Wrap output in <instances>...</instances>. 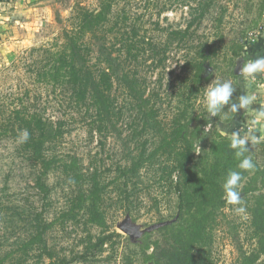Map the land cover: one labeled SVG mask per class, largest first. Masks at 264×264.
<instances>
[{"label": "rangeland", "instance_id": "374dc122", "mask_svg": "<svg viewBox=\"0 0 264 264\" xmlns=\"http://www.w3.org/2000/svg\"><path fill=\"white\" fill-rule=\"evenodd\" d=\"M201 1L208 0L118 1L112 15L125 13L127 23L129 26L134 23L137 40L143 44L142 50L136 51V59L117 53L112 56L117 75L120 78L126 75L128 79L126 85L114 78V115L104 132L105 137L98 133L88 135L93 121L91 113L73 108L64 89L39 86L33 77L34 62L45 58V49L55 51L61 42L62 30L71 27L72 6L78 2L95 10L97 0H33L25 1L22 8L14 6L13 0L1 1L0 107L12 108L24 99L51 120L65 121L68 133L58 142L57 156L64 163L74 162L75 166L73 172L64 171V166L49 172L46 183L50 193L45 200L35 186L39 166L22 151L18 137L0 134V201L27 204L29 210L42 212L50 224L46 235L49 246L56 256L65 258L67 264H153L149 258L153 243L162 240L163 232L145 233L135 244L117 225L126 215L142 229L177 219L178 202L173 184L176 176L167 175L173 147L164 146L177 127L174 120L187 108L188 113L181 123L189 124L187 135L194 139L196 160L208 151L216 135L232 126L231 113L223 122L221 116L209 121L205 97L209 84L230 80L236 88L231 98L233 102L241 95L255 94L257 101L252 109L259 111L264 105V74H257L255 81L239 75L240 82L232 75L240 58L244 59L242 68L252 55L263 50L264 0H212L205 15L194 23L192 37L173 35L184 31L193 18L198 19L203 7H198ZM202 46L208 58L204 59L199 83L193 77L194 70L187 71L185 66L193 59L202 60L197 56ZM210 46L215 54H208L206 47ZM162 50L165 53L162 54ZM161 57L164 60L159 63ZM91 59L90 63L98 62L96 54ZM131 80L136 82L137 99L127 88ZM198 88L200 93H194ZM228 107L225 106V112ZM241 111L240 125L251 126L255 113ZM209 122L213 127L204 132ZM259 129L257 125V133H254L264 136V130L260 134ZM144 145L147 155L157 150L158 157L143 162L139 173L125 186L121 169L131 165ZM198 146L201 150L197 153ZM250 155L255 165L260 169L264 167V140L252 145ZM95 170L100 173L99 207L107 226L105 234L119 236H113L102 253L90 254L87 260L79 261L76 257L84 252L89 234L94 240L102 232L88 222L86 215L87 196L91 191L89 173ZM247 181L248 178L244 179L240 186L243 200L240 206L246 212L236 213L237 206L228 205L216 215L212 230L214 264H240L242 257L255 248L256 238L249 215L253 196L242 194ZM145 244H149L150 249L145 250ZM28 263H38L37 257Z\"/></svg>", "mask_w": 264, "mask_h": 264}, {"label": "trees", "instance_id": "16d2710c", "mask_svg": "<svg viewBox=\"0 0 264 264\" xmlns=\"http://www.w3.org/2000/svg\"><path fill=\"white\" fill-rule=\"evenodd\" d=\"M118 1L97 0L98 8L95 10H89L76 2L71 8V27L62 30L61 42L56 50L45 49V58L41 59L43 62H34L33 65L34 81L39 86L53 88L59 86L66 91L69 103L74 105L73 108L91 113L93 121L88 129L90 137L93 133L105 137L104 132L107 131L114 115L115 97L112 94L114 78L121 79L127 85V76L120 78L117 75L113 54L117 53L118 56L124 54L126 58L136 59V51L142 50L143 42L137 40L138 31L134 23L129 26L127 23L129 19L125 13L122 15L116 12L112 15ZM211 3L212 0L201 1L198 7L202 5L203 7L198 19L193 18L184 31L172 34L181 38L192 37L196 28H193L194 23L205 15ZM199 48L197 56L202 60L188 61L185 69L194 70L193 77L200 83L204 59L208 57L204 55V47ZM206 48L208 54H215L211 46ZM262 49L258 55H252V59L264 56V45ZM161 52L165 53L164 50ZM95 54L98 62L90 63ZM162 60L163 57L159 59V63ZM232 75L238 81L241 79L239 75ZM131 81L127 88L130 93H134L136 82ZM194 93L199 94L200 89H196ZM29 94L30 90L25 93L26 97ZM133 96L135 99L138 98L137 93ZM26 101L28 100L20 99L19 105L9 107L10 109L0 107V134H11L20 139L21 133L27 130L28 140L19 144L22 151L30 156V160L39 166L35 186L46 200L50 193L46 183L49 172L61 166L65 167L64 171L73 172L75 163H64L57 156L58 142L68 133L65 121L51 120L40 109L29 106ZM241 112L239 110L234 116L232 126L223 129L225 134L216 135L211 140L208 151L196 160L193 156L194 139L187 135L189 124L181 123L182 118L188 113L187 108L179 113L176 121L174 120L177 127L172 138L166 141L164 146L173 147L174 151L169 154L172 160L167 175L170 178L176 176L173 184L178 202L177 219L170 225L156 230L163 232V236L161 241L153 243L154 249L149 256L153 264H214L212 230L218 211L229 205L223 184L230 171L240 172L241 182L248 178L242 194L253 196L249 215L256 243L252 253L243 256L240 264H264V167L260 169L255 165L254 171L251 172L241 170L238 167L240 161L230 148V134L236 132L235 129L240 125ZM246 147L249 149L246 155L251 154V144H246ZM157 157V150L147 155L145 145L142 146L131 165L121 169L125 186H128V181L139 173L143 162H150ZM89 174L91 191L87 196L86 215L88 222L95 224L102 232L94 240L89 234L84 252L76 257L79 261L87 260L90 254L102 253L110 239L119 236L115 233L105 234L107 226L99 207L102 192L100 173L95 170ZM0 224L3 226V229H0V264H29L34 256L37 257L36 264H67V260L56 256L49 246L46 235L50 224L42 212L29 210L27 204L25 206L19 202L5 204L0 201ZM21 231L23 233H20ZM16 232L19 234H15ZM143 248L148 250L150 245L145 244Z\"/></svg>", "mask_w": 264, "mask_h": 264}, {"label": "clouds", "instance_id": "9594fccd", "mask_svg": "<svg viewBox=\"0 0 264 264\" xmlns=\"http://www.w3.org/2000/svg\"><path fill=\"white\" fill-rule=\"evenodd\" d=\"M257 74H264V56H258L256 59H250L247 63H244L239 75L243 76L246 80L255 81ZM206 110L210 118L221 116V122L228 116L229 113L233 117L243 109L245 112H254L255 117L251 120V126L249 133L245 136H241L240 132H233L230 134V148L234 150L235 157L240 161L238 167L244 171H254L255 164L253 163L252 156L249 153V149L246 144L250 142L251 146L256 145L264 140V136H256L252 134L253 130L257 125H262L264 130V105L260 106L259 111L253 110L252 105L257 101L255 94H244L238 97L236 102L231 99L236 88L233 86L232 81L217 82L214 85H208L206 87ZM225 106L228 107V111L225 112ZM213 127L212 123L209 122L205 125L204 132L209 131ZM222 131V130H221ZM222 134L223 131H222ZM29 138V133L24 130L21 135L19 142H26ZM201 149L197 148V153ZM242 175L237 171H230L228 177L223 184V190L226 201L229 205L237 206L234 208L236 213H245L246 210L242 205L243 200L241 198V186Z\"/></svg>", "mask_w": 264, "mask_h": 264}, {"label": "water", "instance_id": "95a60500", "mask_svg": "<svg viewBox=\"0 0 264 264\" xmlns=\"http://www.w3.org/2000/svg\"><path fill=\"white\" fill-rule=\"evenodd\" d=\"M243 60L244 59L240 58L237 61V68H236V70L234 72L235 75H237V76L239 75V73L241 71V64H242ZM173 221H175V219L172 220V221L157 223V224H154V225H151V226H149L147 228L142 229L141 225L133 223L131 221L129 215H126L124 220L117 225V228L120 231H122L124 234L128 235V237L130 238V240L133 243H136L139 240V238L142 235H144L145 233H151L153 231H156V230H158L161 227L170 225Z\"/></svg>", "mask_w": 264, "mask_h": 264}, {"label": "built area", "instance_id": "2783aa9c", "mask_svg": "<svg viewBox=\"0 0 264 264\" xmlns=\"http://www.w3.org/2000/svg\"><path fill=\"white\" fill-rule=\"evenodd\" d=\"M252 42H254L255 41V39H252L251 40ZM260 126V131L258 130V133H262V125H259ZM249 128H250V125H246V126H241V125H239V127L238 128H236V132H240V135L241 136H245V135H247L248 133H249ZM255 129L253 130V132H252V134H254V135H256L255 133H257V132H255ZM257 136V135H256Z\"/></svg>", "mask_w": 264, "mask_h": 264}, {"label": "crops", "instance_id": "0c3cea01", "mask_svg": "<svg viewBox=\"0 0 264 264\" xmlns=\"http://www.w3.org/2000/svg\"><path fill=\"white\" fill-rule=\"evenodd\" d=\"M1 1H3V0H0V7H1V5H3V2H1ZM14 1V6H16V7H18V8H22V4H24L25 3V1L26 2H31V1H33V0H13ZM1 18V17H0ZM1 20V19H0ZM2 22H0V24H1ZM3 26V24H1V26H0V29H1V27Z\"/></svg>", "mask_w": 264, "mask_h": 264}]
</instances>
